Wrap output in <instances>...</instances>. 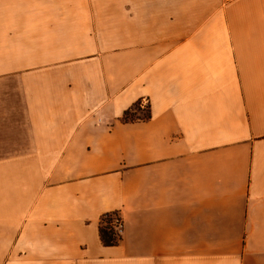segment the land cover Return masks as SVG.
I'll return each instance as SVG.
<instances>
[{"label": "crops", "instance_id": "1", "mask_svg": "<svg viewBox=\"0 0 264 264\" xmlns=\"http://www.w3.org/2000/svg\"><path fill=\"white\" fill-rule=\"evenodd\" d=\"M100 1L0 0V264H264V0Z\"/></svg>", "mask_w": 264, "mask_h": 264}, {"label": "trees", "instance_id": "2", "mask_svg": "<svg viewBox=\"0 0 264 264\" xmlns=\"http://www.w3.org/2000/svg\"><path fill=\"white\" fill-rule=\"evenodd\" d=\"M137 107V104H134L131 108L124 111L122 118L124 120L133 119L131 114L134 110V108ZM148 117V109L146 110V115L144 118ZM116 212H106L101 215L99 218V225H98V231H99V237L101 242L104 245H115L119 242L120 237L117 235L119 234L114 227L111 225V219L113 217V214Z\"/></svg>", "mask_w": 264, "mask_h": 264}, {"label": "rangeland", "instance_id": "3", "mask_svg": "<svg viewBox=\"0 0 264 264\" xmlns=\"http://www.w3.org/2000/svg\"><path fill=\"white\" fill-rule=\"evenodd\" d=\"M80 1L81 0H79V2ZM88 2H90V3H100L101 1L100 0H88ZM146 110H147L146 107L145 108H139V109L137 108V110H133L131 116H132V118H135V117H141L142 118V117H144L146 115ZM114 212L119 214V212H117V211H114ZM111 223H112V219H111ZM117 236L121 237V233H119Z\"/></svg>", "mask_w": 264, "mask_h": 264}, {"label": "built area", "instance_id": "4", "mask_svg": "<svg viewBox=\"0 0 264 264\" xmlns=\"http://www.w3.org/2000/svg\"><path fill=\"white\" fill-rule=\"evenodd\" d=\"M145 103H146V100L142 101V104H145ZM112 226L114 227V229L118 233H121V230H122V219H121L120 214H118V213L113 214V217H112Z\"/></svg>", "mask_w": 264, "mask_h": 264}]
</instances>
